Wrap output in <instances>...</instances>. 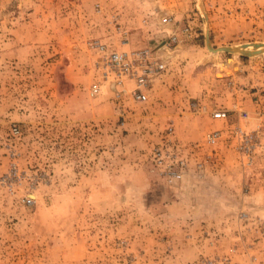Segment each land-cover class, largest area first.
I'll return each mask as SVG.
<instances>
[{
    "label": "rangeland",
    "instance_id": "rangeland-1",
    "mask_svg": "<svg viewBox=\"0 0 264 264\" xmlns=\"http://www.w3.org/2000/svg\"><path fill=\"white\" fill-rule=\"evenodd\" d=\"M93 40L163 63L144 102ZM0 264H264V0H0Z\"/></svg>",
    "mask_w": 264,
    "mask_h": 264
},
{
    "label": "built area",
    "instance_id": "built-area-1",
    "mask_svg": "<svg viewBox=\"0 0 264 264\" xmlns=\"http://www.w3.org/2000/svg\"><path fill=\"white\" fill-rule=\"evenodd\" d=\"M167 17L161 21L166 22ZM90 47L95 53L92 61L94 78L89 84V94L98 95L103 90L110 89L115 99L127 95L131 100L144 102L147 92L151 86L155 74L162 68L161 63L148 49L139 50H117L98 40L90 42ZM214 119H224L225 111L215 109L210 112ZM172 126L165 129V150L161 147L153 149L152 160L154 164L162 168V174L168 182H173L181 177V166L184 164L180 157L174 152L172 139ZM11 133H18L17 127H11ZM219 139L216 131H208L203 135V142L208 147H214ZM201 166V163H198ZM24 203L29 205L32 198L26 195ZM240 217L244 218L245 213L241 212Z\"/></svg>",
    "mask_w": 264,
    "mask_h": 264
}]
</instances>
